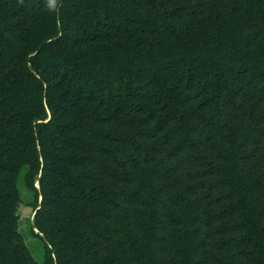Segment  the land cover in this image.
I'll use <instances>...</instances> for the list:
<instances>
[{
    "label": "trees",
    "instance_id": "16d2710c",
    "mask_svg": "<svg viewBox=\"0 0 264 264\" xmlns=\"http://www.w3.org/2000/svg\"><path fill=\"white\" fill-rule=\"evenodd\" d=\"M0 264H264V0H0Z\"/></svg>",
    "mask_w": 264,
    "mask_h": 264
},
{
    "label": "rangeland",
    "instance_id": "374dc122",
    "mask_svg": "<svg viewBox=\"0 0 264 264\" xmlns=\"http://www.w3.org/2000/svg\"><path fill=\"white\" fill-rule=\"evenodd\" d=\"M35 186L39 188L37 180L35 181ZM18 189L21 198L18 207V229L23 234L33 257L41 263L43 261L44 243L40 238L36 237L35 234H31V220L33 218L35 202L34 195L22 180H19ZM35 233H37V229H35Z\"/></svg>",
    "mask_w": 264,
    "mask_h": 264
}]
</instances>
